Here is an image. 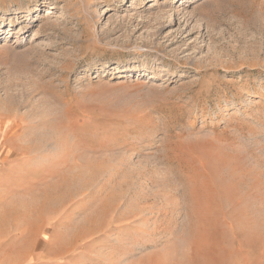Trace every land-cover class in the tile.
Here are the masks:
<instances>
[{"label": "rangeland", "instance_id": "374dc122", "mask_svg": "<svg viewBox=\"0 0 264 264\" xmlns=\"http://www.w3.org/2000/svg\"><path fill=\"white\" fill-rule=\"evenodd\" d=\"M0 264H264V0H0Z\"/></svg>", "mask_w": 264, "mask_h": 264}, {"label": "bare ground", "instance_id": "6f19581e", "mask_svg": "<svg viewBox=\"0 0 264 264\" xmlns=\"http://www.w3.org/2000/svg\"><path fill=\"white\" fill-rule=\"evenodd\" d=\"M109 10V9H108ZM220 177V176H219ZM65 190V189H64ZM65 192V191H64ZM65 194V193H64ZM63 195V194H62ZM137 195V194H136ZM58 202H59V200H58ZM107 208V207H106ZM41 211H42V209H41ZM106 211H107V209H106ZM98 212V211H97ZM105 212V211H104ZM108 212V211H107ZM102 214V213H101ZM103 215V214H102Z\"/></svg>", "mask_w": 264, "mask_h": 264}]
</instances>
